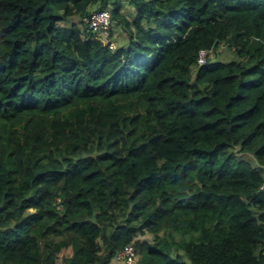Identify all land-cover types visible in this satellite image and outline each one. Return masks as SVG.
<instances>
[{"label": "trees", "instance_id": "trees-1", "mask_svg": "<svg viewBox=\"0 0 264 264\" xmlns=\"http://www.w3.org/2000/svg\"><path fill=\"white\" fill-rule=\"evenodd\" d=\"M263 183L264 0H0V264H264Z\"/></svg>", "mask_w": 264, "mask_h": 264}, {"label": "built area", "instance_id": "built-area-1", "mask_svg": "<svg viewBox=\"0 0 264 264\" xmlns=\"http://www.w3.org/2000/svg\"><path fill=\"white\" fill-rule=\"evenodd\" d=\"M83 21L89 27L90 31H92L94 39L104 42L113 51L116 49V44L111 39L113 23L109 11H93ZM207 55L208 53L206 51L200 53V64L206 63ZM261 191L264 192V183L261 186ZM115 260L119 264H140L133 245H129L120 251Z\"/></svg>", "mask_w": 264, "mask_h": 264}, {"label": "rangeland", "instance_id": "rangeland-1", "mask_svg": "<svg viewBox=\"0 0 264 264\" xmlns=\"http://www.w3.org/2000/svg\"><path fill=\"white\" fill-rule=\"evenodd\" d=\"M124 10L126 11V13H129L128 4H126V3H125V9ZM69 22L70 23H67L68 26L71 25V23L75 22L77 24H80V26L82 25V27H83V23L80 22V20L78 18L70 19ZM63 25H65V24H63ZM114 26H115V29H116L115 37H116V39L121 41V43L123 44L124 43L123 41L125 40V36H124V34L122 32V28L120 26L116 25V24H114ZM113 37H114V35H113ZM115 44H116V46H118V43L116 42V40H115ZM231 59H233L232 53L224 46L218 48V50L216 52L215 51L212 52L211 56L209 57V60H212V61H228V60H231ZM177 239H180V238L177 237ZM115 264H119V263H115Z\"/></svg>", "mask_w": 264, "mask_h": 264}]
</instances>
